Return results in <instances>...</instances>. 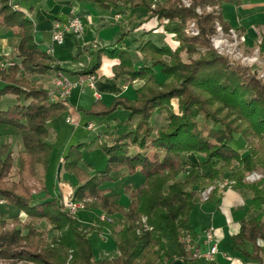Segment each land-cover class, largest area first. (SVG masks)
<instances>
[{
  "label": "trees",
  "instance_id": "1",
  "mask_svg": "<svg viewBox=\"0 0 264 264\" xmlns=\"http://www.w3.org/2000/svg\"><path fill=\"white\" fill-rule=\"evenodd\" d=\"M26 1L0 0V28L12 30L18 39L13 54L19 59L0 68V100L5 95L16 100L0 109V124L17 128L24 147L18 156L9 143L0 147V199L20 210L11 228L0 215V259L38 264H156L166 259L171 264L178 258L184 264H202L205 260L194 258L185 242L188 234H194L190 214L201 194L213 185L208 200L217 198V183L229 173L237 188L252 193L251 209L258 212L241 221L232 236V248L264 264L258 243L264 240V179L244 180L248 172H264V82L251 68L231 62L212 44L217 23L225 32L232 27L224 19L222 5L236 0H190L189 6L183 0H89L107 11L121 7L138 18L147 16L154 25L144 34L161 30L171 41L164 45L142 42L139 53L150 62L136 65L131 53L118 46L135 31L126 29L113 44L87 49L89 62L75 71L61 66L58 58L40 47L34 22L22 9ZM207 6L217 8L207 12ZM191 19L199 29L196 36L184 32ZM183 53L189 62L182 59ZM105 58L116 61L112 65L116 84L137 80L143 84L134 90V98L122 94L110 102L97 99L90 108L80 109L87 116L98 117L118 109L129 111L120 121L127 129L108 130L102 139L72 144L64 155V170L79 184L76 199L93 212L89 228L84 230L66 208L62 192L34 197L36 185L30 181L40 188L47 181L52 150L48 122L68 108L66 101H51L49 90L36 77L60 71L98 77ZM173 99L178 100L177 110ZM156 113L167 124L155 127ZM135 117L138 120L133 124ZM235 134L246 142L247 152L232 145ZM95 147H101L107 159L102 169L90 174L82 165L83 150ZM189 153L205 157L195 165L188 159ZM204 165L210 166L208 174L202 172ZM124 168L129 174L139 170L146 177L136 189L124 187L123 193L130 199L127 206L121 202L122 193H111L109 187L113 173ZM12 175L18 179L12 180ZM102 213L112 219L101 220ZM22 214L27 216L25 222ZM42 220L58 230V235L48 240L46 232L37 227ZM93 231H108L119 254L99 259L88 236ZM168 237L175 243L176 254L167 250Z\"/></svg>",
  "mask_w": 264,
  "mask_h": 264
},
{
  "label": "crops",
  "instance_id": "2",
  "mask_svg": "<svg viewBox=\"0 0 264 264\" xmlns=\"http://www.w3.org/2000/svg\"><path fill=\"white\" fill-rule=\"evenodd\" d=\"M66 6L67 9L63 8ZM22 9L34 22L36 40L40 43V47L47 52L48 49H52L53 51L51 54L58 58L61 66L72 71L80 70L89 62L90 57L88 55L87 49L99 48L105 45L113 44L116 41L117 36L122 33V31L128 29V25H126V23H129L132 19L134 20V18L137 17V15H132L130 10L123 11L122 9V11L118 12L121 9L120 7H114L110 11H107L89 0H58L55 2L51 0H27L22 5ZM221 11L224 19L227 20L233 28H238L249 44H254L256 40L261 39V42L263 43L262 50L264 52V0H236L233 3H224L222 5ZM115 14H117L116 17L121 16L122 20H120V22L113 20L115 19L113 18ZM74 16H81V18L85 21L86 27L84 36L81 39L76 40L73 35L67 34L68 37L65 38L62 44L56 45L53 43L52 30L55 24L59 21L63 22V24H66L68 20ZM146 18L148 17L145 16V19ZM136 21L140 23L142 18L139 20L136 18ZM147 25H150L149 28ZM153 25L154 24L150 20H146V22L142 24L140 31L137 33L140 35L142 32H145L146 28L150 29L153 27ZM144 27L146 28L144 29ZM157 33L158 31H153V33L149 35L144 34L140 37L137 36L136 33H132L118 46L123 49H127L131 53L136 65L144 62H150L149 58L139 53L138 48L140 44L142 42L152 40L157 45H164L171 41L168 40L171 39V36L165 33L162 35L167 37V41L165 43L162 41H157V35L159 36ZM17 41L18 39L13 35L12 30L0 28V68L8 66L12 61H19L15 55H13L12 58H6V56H11V53L13 54V47ZM115 62V59H104L100 73L96 79L95 88L88 86L86 81L87 76H79L77 74L71 75L66 73L72 81L77 82L83 80V83L80 85L82 89H73L66 100H64L68 104L67 110L60 116L48 122V142L52 146L51 152L53 151V144L57 143L59 138L56 123L60 122L62 119L66 122L72 123L73 115L77 117L78 125L84 124L87 128V131L83 134L84 138L82 137L78 142L93 140L96 137H100L102 139L105 137V133L108 130L116 129L117 132H121L129 127L120 123V121L125 120L129 116V111L127 110L121 111V109H118L115 111L114 115L106 117L85 116L80 110L81 108H84V106H82L83 103H87L88 106H91L92 103L97 99L110 102L114 97L122 94H126L132 98L135 97L134 90L137 89V86H135V88H124L125 84L120 85L113 81L112 65ZM52 74L53 73L43 77L38 76L36 78L43 82L45 88L49 90L51 84L48 87V85L45 84V81L48 80L50 82V76ZM86 86L89 87L91 92L86 90ZM5 96H3L1 100ZM9 102L10 103L8 107L13 105L16 100L15 98H10ZM0 109L6 108L0 107ZM137 120L138 117H135L133 119V124H135ZM5 125L6 124H0V128L9 129V133L11 135H19L16 129ZM90 125L92 126L90 127ZM72 128L74 131L76 130L75 125H73ZM242 142L245 143L244 140H242ZM18 145V151L15 153V156H18L19 151L24 148L23 145L21 146L20 142ZM68 148L63 152L62 157H64ZM238 150L242 152V150ZM51 157L52 156L50 153L49 164L51 162ZM100 159L102 161L105 160L106 163L107 157L106 155L105 157L101 156ZM188 159L192 164L198 165L199 161L203 159V156L199 153H191L188 155ZM84 160V162L89 165L88 169L91 174H94L97 170L102 169V167H95L94 160H87L85 158ZM59 162V167H61L62 160H59ZM15 163L18 164V161L16 160ZM82 165L85 167L83 163ZM49 167L50 166L48 165V169ZM209 171V165H204L202 167V172L204 174H208ZM64 175V185L62 184L61 191H55V193H51L48 189L49 173H47V181L44 187L45 189L40 188L39 194L34 195V197L36 199H42L45 197L46 192L57 196L60 192L64 191L62 193L64 198L69 195L71 199H76L75 195L79 187L78 181L73 175ZM113 178L114 181L109 184L111 193H122L121 202L125 206L129 204L130 199L127 194L123 193L124 187L131 186L133 189H136L146 182V177L139 170L134 174H129L127 168L113 173ZM65 181H69L74 184L73 189L66 187L68 182L66 183ZM217 190V198L210 200H203L201 198L197 206L190 214V223L194 231V234H191V236L195 246L199 247L202 253L208 250L209 246L206 240L205 232L206 230L212 228L215 234L213 243L217 244L218 247L215 258L212 260L214 264H262L258 260L243 256L241 253L233 251L232 249V236L239 231L241 221L243 219L249 220L258 214L254 213L256 210L251 209L252 193L250 191L237 188L236 182L230 178H223L221 181H219L217 183ZM0 206V213L4 214L8 212L6 208L8 204L5 201L0 202ZM14 209L16 213L20 212L18 208ZM85 216L88 219L89 227L91 223V215H89V213L86 211H82V213L79 212L76 219L86 224L84 221ZM194 222H196L198 225L195 226ZM197 226H201L202 230H199V227ZM96 232L97 231H93L89 233V238L93 237V233ZM97 234L99 235L101 242L96 243V246L98 249H100V253L96 254V256L99 259H103L101 257L103 254H111L113 258L116 257L119 254V251L109 232H97ZM167 241L166 246L168 245ZM261 242H264V240L260 239L258 241L264 254V245ZM247 247L251 250L250 244H247ZM167 250L170 251L168 247ZM172 252L173 254H176V246L172 248ZM163 261L164 264H168L166 259H163ZM210 262L211 261L205 260L202 264H209ZM171 264L184 263L181 259L177 258Z\"/></svg>",
  "mask_w": 264,
  "mask_h": 264
},
{
  "label": "rangeland",
  "instance_id": "3",
  "mask_svg": "<svg viewBox=\"0 0 264 264\" xmlns=\"http://www.w3.org/2000/svg\"><path fill=\"white\" fill-rule=\"evenodd\" d=\"M183 3L186 6H189L191 4L190 0H183ZM63 8L67 9V6L63 7ZM216 8L217 7L207 6L205 10L207 12H214L216 10ZM120 11H122V9H120L118 12H120ZM198 12L202 13L203 10L202 9H198ZM116 15L117 14H115L113 16V18H115L113 20L116 21V22H120V20H122L121 16H117L116 17ZM136 18H138V17H136ZM136 18H134V20L132 19L129 23H126V25H128V29H135L134 33H136V35L140 37V36L144 35V33L149 30L148 28H149L150 25H147L148 28L144 27V29L146 28L147 30L145 29V32H142L139 35V33H137V32L140 31V28H141L142 24H141V22L138 23V21H136ZM141 18H142V22L143 21L146 22V20L148 19V18L145 19L144 16H141L140 18H138V20L141 19ZM84 26L86 27V23H84ZM144 29H142V30H144ZM216 29H217V32L212 37V44H213L214 48L220 54L225 55L231 62L236 63V64H241L243 66L251 68L252 72L256 73L257 77L264 82V52L262 50V44L263 43L261 42V39L260 40H256V42L254 44H249L248 41L245 38L244 39L242 38L243 34L240 32V30L238 28L231 27L228 31L225 32L222 29V27L217 23L216 24ZM156 31H158L157 34H159V36L157 35L158 39H156V40L157 41H162V42L165 43L167 41V37H164L162 35L163 32L161 30H156ZM184 32L188 36H196V35L199 34V29H198V26H197L196 21L194 19L188 20ZM70 34L73 35L76 38V40H79V39L82 38V37L78 38L76 35H74L72 33H70ZM84 34H85V32H84ZM67 37L68 36L66 34L65 38H67ZM168 40H171V39H168ZM13 55L14 54L11 53V56H6V58L7 59L12 58ZM181 57H182V59L184 61H187V62L190 61V59H188L189 57L187 56L186 53H183L181 55ZM163 58H164V60L169 61V57H163ZM192 58L196 59V58H198V55H192ZM57 73H59V72H53V74L50 77L52 78ZM51 78H50V80H51ZM45 84H47L48 87H49V85L51 84V81L49 82L47 80V81H45ZM142 84H143V81H138L137 80V81H134L132 84H129V85L125 84L124 88H126V87L135 88V86H137V88H139V87L142 86ZM1 86H2V83L0 82V87ZM78 88L82 89L81 86L77 87V89ZM86 90L91 92L89 90L88 86H86ZM10 98H14V96L13 95L5 96L0 102V107L1 108H7L9 103H10L9 102ZM177 102H178L177 99H173V101H172V103L174 104L176 110H177ZM82 106H84V108H81V109L90 108V106H88L87 103H83ZM86 107H88V108H86ZM121 111H126V110L121 109ZM81 112L83 113V111H81ZM114 113H112L110 115H107V116H112V115H114ZM85 116H87V115H85ZM95 117H98V116H95ZM104 117H106V116H104ZM153 118H154V126L155 127H159L160 125L167 124V122L163 120V117L160 114L156 113L153 116ZM73 125L76 126V130L75 131L72 128ZM5 126H9L11 128L16 129L19 135H17V134L11 135L9 133L10 132L9 129L0 128V147H1V145L3 143H6V142L9 143L10 142L11 149L13 150L14 155H16L15 153L18 151L19 142H20L21 146L23 145L22 138H21V133H20V131L17 128H15L13 126H10V125H7V124ZM56 128H57V131H58V134H59V138H58V142L53 144V151L51 152V156L52 157H51V162L49 164L50 167H49L48 172H47V173H49V176H48V189L50 190L51 193H53V192L55 193V191L56 192L57 191H61L62 184H63V181H64L63 178L65 176L64 174L70 176L64 170V167H63V158H64V157H62L63 152L71 144L77 143L83 137V134L87 131V128L85 127L84 124H79V125L77 124V117H75V115H73V122L72 123L66 122V121H64L62 119L60 122L56 123ZM242 140H243V138L239 134H235L234 135V141H233L232 145H234L237 149L242 150L241 153H245V152L248 151V145L246 144V142L243 143ZM189 154H191V153H189ZM199 154H201V153H199ZM101 156L105 157V153H104V151L102 150L101 147H95L93 149H84L83 150V158H85L87 160L90 159L92 161L94 160L95 167H98V168L99 167L103 168L104 164H105V160L102 161L100 159ZM202 156H203V159H204L205 155L202 154ZM61 157H62V159H61ZM59 160H62L61 167H59V163H60ZM83 164L85 165L84 168L91 174V172L88 169L89 165H87L86 162H83ZM254 173H258L262 177H260V178H257L256 176L252 177V175H254ZM229 175L230 174L227 173L224 178H229L228 177ZM183 176H184V174H181L180 178H183ZM118 178H120V177H118ZM254 178H256V179H254ZM11 179L12 180H14V179L16 180V179H18V177L12 175ZM263 179H264V172L262 170H255V171H252V172H248L246 174L244 180L247 183H252V182H256V181L263 180ZM65 182L66 183L68 182V185L66 187H69V188L73 189L74 184H72L69 181H65ZM30 183L36 185V189L34 191V195H38L39 192H40V185L38 183L36 184V182L33 181V180H31ZM212 187H214V185ZM205 195H208V193L205 194ZM205 195H204V193H202L201 194V198H203ZM64 199H66V200L70 199L69 195H67ZM74 201L79 206L78 207V211L76 212V214H73L71 212L70 213L73 214L76 218L78 217L79 212L82 213V211H86L91 216L93 215L92 211H88V210L85 209L83 202H81V201H79L77 199H74ZM0 208H1V206H0ZM6 208H7L8 212H6L4 214L0 213V215H3V218L8 222V227L11 228L13 226V218L17 214L16 211H14L15 210L14 208H16V207L8 204V206ZM254 213L257 214L258 212L254 211ZM102 215L105 216L104 219H102V217H101ZM100 218H101V220H111L112 219L111 216H108L105 213H102L100 215ZM85 219H84V221L86 222V224L82 223L78 219H77V222L82 227V229L88 230V228H89L88 227V219L86 218V216H85ZM21 220L23 222H25L27 220V216L25 214H22L21 215ZM194 224H195V226L198 225V224H196V222H194ZM201 226H197V227H199L198 228L199 230H202ZM18 227H21V226L18 225ZM37 227L39 229L44 230L46 232V237H47L48 240H51L53 238V236L55 237V235L56 234L58 235V233H59L58 230H56L53 226L48 224L45 220H42L39 224H37ZM101 233H103V232H101ZM89 239H90L91 244L93 246L94 253L95 254H99L100 253V249H98V247L96 246V243H100L101 239L99 238V235L97 234V232L93 233V237H91ZM167 240H168L167 241V244H168L167 247L170 250L169 252H170V254H173L172 248L175 247V243H174V241L172 240L171 237H168ZM261 243L264 245V242H261ZM233 251H235V250H233ZM101 257L103 259H111V258H113L111 254L110 255L103 254V255H101ZM159 263H163L164 264L163 259L159 260L156 264H159ZM0 264H38V263L28 262V261H24V260H16V259H10V260H8V259H0Z\"/></svg>",
  "mask_w": 264,
  "mask_h": 264
},
{
  "label": "built area",
  "instance_id": "4",
  "mask_svg": "<svg viewBox=\"0 0 264 264\" xmlns=\"http://www.w3.org/2000/svg\"><path fill=\"white\" fill-rule=\"evenodd\" d=\"M84 32H85V26H84V20L81 19L80 17H73L72 19H70L66 24L63 23H56L53 30H52V42L55 43L56 45H60L64 42L66 34H74L76 35L78 38L83 37L84 36ZM244 39V37H242ZM53 50L52 49H48V52L51 53ZM96 79L97 77L94 74L88 75L87 76V83L88 86H90L91 88H95L96 87ZM51 87L49 88V95H50V100L55 102V101H64L66 100V98L69 96V94L71 93V91L77 87H79L82 83L83 80L80 81H72L69 76L64 73V72H59L57 74H55L52 78H51ZM92 125H90L91 127ZM257 177L260 178L262 177L260 174L258 173H254V175H252V177ZM256 179V178H254ZM213 187H210L209 189H207L206 191H204V195L208 193V195H205L202 199L203 200H207L209 193L211 191ZM0 202H4L2 199H0ZM66 208L69 209V211L73 214H76V212L78 211V204L75 203L74 199H68L65 200L64 202ZM102 219L105 218V216H101ZM205 236H206V240L208 242V250L204 253H202L199 249V247L195 246L194 242H193V238L191 236V234H188L185 237V242L187 243V250L190 251L192 253V256L194 258H200L206 261H212L215 258V255L218 251V247L217 244L213 243L214 239H215V234H214V230L208 229L205 232ZM213 243V244H212ZM159 264H163V263H159Z\"/></svg>",
  "mask_w": 264,
  "mask_h": 264
}]
</instances>
